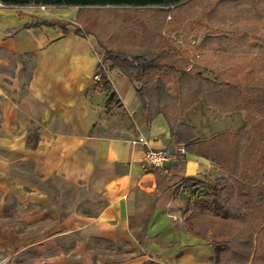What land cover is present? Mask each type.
Instances as JSON below:
<instances>
[{"label":"crops","instance_id":"obj_1","mask_svg":"<svg viewBox=\"0 0 264 264\" xmlns=\"http://www.w3.org/2000/svg\"><path fill=\"white\" fill-rule=\"evenodd\" d=\"M53 7L55 18L35 19L0 2V264H210V232L186 228L170 205L184 177L214 179L221 165L181 152L162 114L147 122L129 78L74 25L36 22L76 14ZM185 115L201 140L245 122L202 101ZM158 149L170 159L155 169L145 152ZM80 192L95 211L79 210Z\"/></svg>","mask_w":264,"mask_h":264},{"label":"trees","instance_id":"obj_2","mask_svg":"<svg viewBox=\"0 0 264 264\" xmlns=\"http://www.w3.org/2000/svg\"><path fill=\"white\" fill-rule=\"evenodd\" d=\"M0 2L76 6L78 17L83 9L104 11L105 18L89 25L84 19L76 22L75 32L101 50V61L109 62V70L129 78L147 122L162 114L170 137L182 144L184 153L194 151L221 165L222 174L214 179L186 176L176 190L187 194L186 228L210 232V264H246L250 255L247 264H264V251H257L260 238L248 228L254 213L264 215V35L259 24L263 7L241 9L236 0ZM36 22L65 25L62 20ZM167 26L185 40L193 35L196 46L185 47ZM199 101L223 111L243 110L245 122L238 130L201 140L198 128L181 120Z\"/></svg>","mask_w":264,"mask_h":264},{"label":"rangeland","instance_id":"obj_3","mask_svg":"<svg viewBox=\"0 0 264 264\" xmlns=\"http://www.w3.org/2000/svg\"><path fill=\"white\" fill-rule=\"evenodd\" d=\"M237 4L239 2L241 9L242 8H256V7H263L264 8V0H236ZM230 6V4H228V7ZM54 7L53 6H48L46 9H41L40 7H38L37 5H28V10L30 9L31 11H33L36 15H35V19H38L39 17H41L40 15H48V18H55L53 15L50 14V12L52 11ZM76 9V14L74 16V18L72 19H66V18H61L60 20H62L65 24H71L75 26L76 22H81L83 19L87 22V24L89 25L90 21H93V19L96 21H98V19H103L106 17V15L104 14V11H97V10H93L92 8L89 9H83L80 12V15L78 17V8ZM231 9V8H230ZM247 17V16H246ZM169 18V15L167 16V19ZM248 18V17H247ZM78 20V21H77ZM245 23V20H243ZM75 22V23H74ZM259 24L261 25V35H264V15L262 18L259 19ZM77 26V25H76ZM168 33L172 36V37H176L178 39H180L182 41V43L184 44L185 47H191L193 46L190 42L192 40H195L194 36L192 35L191 37H189L187 40H185L182 35H177L176 31L177 30H171V26L170 27H166L165 28ZM259 33V34H260ZM258 34V35H259ZM260 36V35H259ZM196 42V40H195ZM196 46V44H195ZM94 47L97 49V47L94 45ZM100 51V56H101V50L98 49ZM190 51V50H189ZM191 53V52H190ZM195 53V52H194ZM199 53V52H196ZM249 53H245V55H247ZM259 54V53H258ZM252 55H256L255 52L252 53ZM106 64L109 62H105ZM188 67V66H187ZM186 112L184 113V115L181 117V120L183 122H186ZM229 128V127H227ZM222 129V128H221ZM218 130V129H217ZM52 183L53 186L60 188V186H62L64 183L60 181L59 178H53L52 179ZM183 183V180L181 181L180 185ZM66 186V188L68 187L67 185H63ZM72 188V187H71ZM74 191H72L71 189L65 190L63 192L64 195H73ZM80 196L83 197L84 199H86L85 201H83L81 203V208H79V210H90V211H95L97 208L91 206L92 204L95 203V198H90L88 197L84 192H80ZM187 194L185 192L181 193L179 198H175L173 199L171 205H170V209L171 210H175L179 215H181L182 217H184V222H185V218L187 217ZM255 218L252 219L251 223L249 224L248 228L251 231H253L254 233V237H257L258 239L260 238L259 241V247L257 249L258 252H262L264 251V215L260 216V214H258V212L254 213ZM186 223V222H185ZM248 232H246L247 234ZM246 237V241H247V235ZM143 264H153V262H145Z\"/></svg>","mask_w":264,"mask_h":264},{"label":"built area","instance_id":"obj_4","mask_svg":"<svg viewBox=\"0 0 264 264\" xmlns=\"http://www.w3.org/2000/svg\"><path fill=\"white\" fill-rule=\"evenodd\" d=\"M41 9L47 8L45 5H38ZM192 45H195V40H192L190 42ZM196 56H198V53H196ZM191 66V63L188 64V68ZM93 78L95 80L100 79L99 72L94 73ZM140 141H145L143 137H139ZM181 152H183V147H180ZM145 158L149 162L150 167L159 169L163 168L166 164V162L170 159V153L167 149H158V150H147L145 152Z\"/></svg>","mask_w":264,"mask_h":264},{"label":"bare ground","instance_id":"obj_5","mask_svg":"<svg viewBox=\"0 0 264 264\" xmlns=\"http://www.w3.org/2000/svg\"><path fill=\"white\" fill-rule=\"evenodd\" d=\"M43 9H46V8H43Z\"/></svg>","mask_w":264,"mask_h":264}]
</instances>
